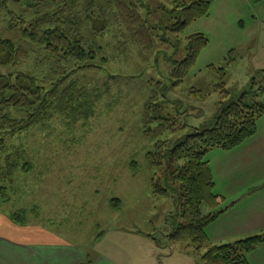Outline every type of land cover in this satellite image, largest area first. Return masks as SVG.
<instances>
[{
  "label": "rangeland",
  "instance_id": "374dc122",
  "mask_svg": "<svg viewBox=\"0 0 264 264\" xmlns=\"http://www.w3.org/2000/svg\"><path fill=\"white\" fill-rule=\"evenodd\" d=\"M173 1L134 0L150 26L169 25ZM98 2L111 14L119 13L116 4ZM8 11L19 14L23 8L10 5ZM6 14V10L0 11L1 37L27 46L19 28H8ZM197 33L207 38L208 45L183 84L167 89L170 101L165 104L171 107V116L178 118L177 128L184 124L186 128L165 133L158 140L166 141L171 148L179 135L213 118L221 103L250 91L253 78L257 84L254 90L264 87V79L259 78L260 73L264 75V0H216L209 16L192 23L170 43L156 42L153 51L134 42L124 22H115L102 38L95 39L86 30L88 44L101 47L108 61L101 71H79L72 77L89 96L91 106L81 113L91 109L93 113L79 118L80 112L53 110L51 117L41 123L14 133H0V170L8 157L12 158L10 162L19 163L11 174L5 168L8 176L3 183L0 179V187L7 188L5 195L0 194V215L27 211L26 225H16L30 227L23 230L29 234L47 232L64 244L77 246L85 253L83 264H94L98 258L110 264H203L202 257L211 246L263 235L264 211L257 205L264 193L263 117L258 121L259 134L242 144L243 153L235 150L238 152L223 156L209 151L205 156L219 170L216 180L223 194H219L215 207H203L205 214L222 212L205 229L209 239L205 246L198 250L191 243L169 239L172 227L181 221L178 197L171 189L169 198L152 192L156 171L148 165L146 155L153 151L156 140L144 135L142 124L143 107L151 93L148 82L158 80L168 88L171 60L184 58L187 37ZM33 48L16 69L0 66V73L26 71L48 88L50 81H46L59 70ZM231 52L235 61L228 65ZM210 65L225 68L223 80ZM222 81L227 94L217 88ZM191 89L201 90L206 95L204 100L191 96ZM256 100L264 104V94ZM6 113L15 120L27 115L26 110L14 108ZM16 150L19 154L14 156ZM243 158L244 172L224 173L226 163L236 166L237 162L241 167ZM25 162L30 164L28 170L23 169ZM164 171L156 176L164 180ZM1 229L5 230L6 225L2 224ZM247 260L249 264H264V244L247 254ZM216 264L224 263L217 259Z\"/></svg>",
  "mask_w": 264,
  "mask_h": 264
},
{
  "label": "trees",
  "instance_id": "16d2710c",
  "mask_svg": "<svg viewBox=\"0 0 264 264\" xmlns=\"http://www.w3.org/2000/svg\"><path fill=\"white\" fill-rule=\"evenodd\" d=\"M106 1L110 5L116 4L119 13L111 14L98 0H0V11H7L8 28H19L21 39L29 46H18L0 35V66L16 69L28 59L35 47L40 50L43 60L51 62L59 70L53 79L46 81H50L48 88L45 82L26 71L0 73V133L4 130H12L14 133L41 123L51 117L53 110L63 113L70 111L73 114L80 112L79 118L92 115V109L81 113L85 107L91 106L89 96L86 89L80 88L72 77L79 71H101L108 61L101 47L94 43L88 44V37L84 34L86 30L95 39L102 38L115 22H124L131 39L143 49L153 51L156 42L170 43L172 38L183 34L192 23L209 16L216 0H174L168 26L162 23L150 26L134 0H125V3L123 0ZM10 5L21 7L23 11L19 14L8 11ZM186 40L184 58L171 60V82L168 88L161 81L149 80L151 93L143 107L142 124L144 135L156 140L153 151L146 155L148 165L156 173L165 168L164 180L154 174L152 192L169 198L171 189L178 197L181 221L172 227L168 237L173 243H191L199 250L209 242L205 229L222 213H203L204 206L213 208L221 198L214 193V176L205 156L214 148L233 150L257 134V123L264 115V104L256 100V97L264 94V87L254 90L257 84L253 78L250 91L243 92L236 100L221 103L218 113L206 124L189 128L168 148L166 141L158 139L165 133L173 134L186 126L184 124L177 128L178 118L171 116V107L165 105L170 101L167 89H176L183 84L208 45L207 38L201 33L188 36ZM234 61L231 52L227 64ZM209 68L219 73L222 80L226 76L223 67L210 65ZM261 74L259 78L264 79ZM217 88L222 94H227L223 81ZM252 93H256L253 98ZM189 94L198 101L206 97L197 89H191ZM13 108L26 110V118L15 120L6 113ZM161 112L163 115H160ZM17 154L18 150L14 156ZM11 159L8 157L6 166L0 170L2 183L8 172L11 174L19 167V163L10 162ZM29 167L30 164L25 162L23 169L28 170ZM2 170H5V174H2ZM169 182L176 187L169 186ZM6 193L7 188L2 185L0 194L3 196ZM27 213L22 210L20 213H12L9 218L15 224L26 225ZM263 243L264 234L232 244L211 246L202 257L203 264H216L217 259H221L224 264H249L247 254Z\"/></svg>",
  "mask_w": 264,
  "mask_h": 264
},
{
  "label": "crops",
  "instance_id": "0c3cea01",
  "mask_svg": "<svg viewBox=\"0 0 264 264\" xmlns=\"http://www.w3.org/2000/svg\"><path fill=\"white\" fill-rule=\"evenodd\" d=\"M262 117L264 118V115ZM262 117L258 120L259 122ZM259 122L257 123L258 131H260ZM258 134H256L255 136H257ZM253 137L251 140H254ZM251 142L249 143V145L251 144ZM245 144L229 151H224L220 148H214L210 151L221 152L219 154H222L223 156H226V154H230L232 152H238L235 150H242L239 152L243 153L245 149L242 148L243 146H245ZM237 157H239V155L236 156V158ZM215 160L216 159H214L213 161ZM208 161L209 163L211 162L210 166L214 176V193H216L217 195H223L218 190L219 187L216 180L219 170L216 168V164L214 166L212 165V160ZM245 163L246 160L244 158L243 160H240L241 167L237 166V162L236 166L227 165L226 163L224 165V173L226 174L225 170L230 172H237L238 170L244 172L246 168ZM215 189H217V192ZM259 198L261 199L257 200L258 209L264 211V193ZM0 219V227L2 226V224L6 225L5 230H0V264H80L85 257V253L77 246L75 247L64 244V242L56 240L53 236H51L50 233L43 232L39 234L38 231H29L31 233L29 234L27 233V231L23 230H29L30 227L23 228L16 225L10 220L9 216L0 215ZM18 234H20L21 237H18ZM24 235L25 237H23ZM263 244H261L259 247H261ZM103 261L105 264H110V262H105L103 258H98L94 264H102Z\"/></svg>",
  "mask_w": 264,
  "mask_h": 264
}]
</instances>
